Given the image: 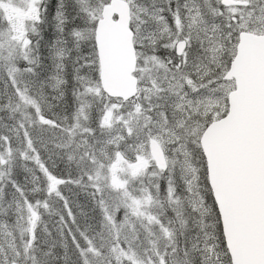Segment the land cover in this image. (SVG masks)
Returning a JSON list of instances; mask_svg holds the SVG:
<instances>
[{
    "label": "snow or ice",
    "instance_id": "1",
    "mask_svg": "<svg viewBox=\"0 0 264 264\" xmlns=\"http://www.w3.org/2000/svg\"><path fill=\"white\" fill-rule=\"evenodd\" d=\"M0 264H264V0H0Z\"/></svg>",
    "mask_w": 264,
    "mask_h": 264
}]
</instances>
